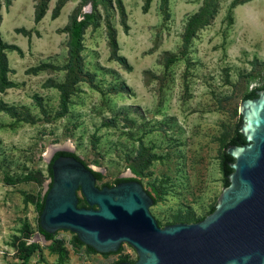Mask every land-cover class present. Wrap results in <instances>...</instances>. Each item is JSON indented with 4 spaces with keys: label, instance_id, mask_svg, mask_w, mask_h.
I'll use <instances>...</instances> for the list:
<instances>
[{
    "label": "rangeland",
    "instance_id": "1",
    "mask_svg": "<svg viewBox=\"0 0 264 264\" xmlns=\"http://www.w3.org/2000/svg\"><path fill=\"white\" fill-rule=\"evenodd\" d=\"M0 5L7 47L0 53V264L138 260L127 244L100 254L69 231L44 244L38 205L52 145L70 143L88 166L104 168L100 188L125 172L135 175L152 190L150 212L161 227L209 215L225 187L223 154L241 123L240 104L264 83V0ZM79 10L94 13L96 23L84 32L83 72L73 83L68 42ZM33 243L38 249L29 252Z\"/></svg>",
    "mask_w": 264,
    "mask_h": 264
},
{
    "label": "water",
    "instance_id": "2",
    "mask_svg": "<svg viewBox=\"0 0 264 264\" xmlns=\"http://www.w3.org/2000/svg\"><path fill=\"white\" fill-rule=\"evenodd\" d=\"M256 94L240 104L239 132L246 144L226 147L234 159L229 185L202 221L161 227L150 212L156 205L150 188L138 181L100 188L94 172L104 176V168L86 165L82 156H61L52 164V181L43 186L42 230L69 231L100 254L118 253L127 244L138 260L120 264H264V90ZM58 152L74 148L52 145L43 158L49 164ZM118 178L139 180L130 172ZM79 192L88 207L79 206Z\"/></svg>",
    "mask_w": 264,
    "mask_h": 264
},
{
    "label": "trees",
    "instance_id": "3",
    "mask_svg": "<svg viewBox=\"0 0 264 264\" xmlns=\"http://www.w3.org/2000/svg\"><path fill=\"white\" fill-rule=\"evenodd\" d=\"M93 1H96V0H82V6H85L89 2H93ZM9 5H10V3L8 4V6ZM95 8H96V5L94 4L93 5V9H95ZM0 9H1V5H0ZM45 11H46V5L45 4H44V6L39 7L36 10V16H35L36 22L41 21V19L45 15ZM0 22H1V14H0ZM95 23H96V20H95L94 13H90V14L82 13L81 10H79L76 13V15L73 17V19H72L71 26H70V39H69V42H68L69 63H68V66H67V71H68V77L70 79H72L73 83L75 81L78 82V81L81 80V79H77V78L83 72L82 68H81V57H80V54H81V51H82L84 32L86 31L87 28H89L90 26L94 25ZM190 27L188 28V31L186 32V35L184 37L185 43L189 42V40L191 38V35H192L191 32H190ZM6 48L7 47L3 44V42H2V40L0 38V53H3V51ZM258 90H264V83H263V85L261 87L255 88L252 91H250L248 94H246L244 99L256 98L257 97L256 92ZM60 91L62 93V109L64 111H66L67 110V106H68V90H67V87L66 86H62ZM239 128H240V125L237 126L234 136L228 141V143L226 144V147L228 145L241 146V145L246 144L245 137L239 132ZM61 156H71V157H75L78 160H81V158L79 156H77L73 152H58V153H56V155L54 156L52 162L48 164V168H47L48 176H49V180L50 181H52V164L57 158H59ZM232 162H234V159L232 157H230L226 152H224L222 168H223V174H224V177H225V179H224V182H225L224 185L225 186L229 185V181L227 179V176L230 175L232 173V171H233L229 167V164L232 163ZM94 175L97 178V181H101L103 179V175L100 172H94ZM128 181H138V182H140L139 180H137L135 178H118V179L115 180L113 185H116V184H119V183H122V182H128ZM48 185H49V187H51L52 186V182H50ZM113 185L105 184V185H103V187H105V186L112 187ZM45 198H46V196L43 195L42 198H41V203L38 205L39 220H40V215H41V213L43 211V208H44V205H45ZM155 204H156V200H155ZM79 206L80 207H88V204L86 203L85 199H83V200L79 199ZM214 210H215V207H213L211 209L209 214H211ZM204 218L198 219L195 222L202 221ZM179 223H181V221ZM38 232H39V234L41 236L44 237V239L46 241H53V239L55 237V235H51V234H48L45 231H43L41 226H40V223L38 225ZM75 241L79 245H84L83 243H81L79 241L77 236H75ZM88 248L91 251L95 252L91 247H88ZM37 249H38V245H36L34 243L32 245H29V247L27 248V250H29V252H33V251H35ZM105 255H107V254H105ZM122 262H126V261L125 260H119L115 264H120Z\"/></svg>",
    "mask_w": 264,
    "mask_h": 264
},
{
    "label": "flooded vegetation",
    "instance_id": "4",
    "mask_svg": "<svg viewBox=\"0 0 264 264\" xmlns=\"http://www.w3.org/2000/svg\"><path fill=\"white\" fill-rule=\"evenodd\" d=\"M97 182H98V181H97ZM119 184H120V183H119ZM116 185H117V184H116ZM97 186H98V185H97ZM113 186H115V185H113ZM113 186H112V187H113ZM101 188H103V186H102Z\"/></svg>",
    "mask_w": 264,
    "mask_h": 264
},
{
    "label": "built area",
    "instance_id": "5",
    "mask_svg": "<svg viewBox=\"0 0 264 264\" xmlns=\"http://www.w3.org/2000/svg\"><path fill=\"white\" fill-rule=\"evenodd\" d=\"M37 239H38V236H37ZM35 242V241H34Z\"/></svg>",
    "mask_w": 264,
    "mask_h": 264
}]
</instances>
